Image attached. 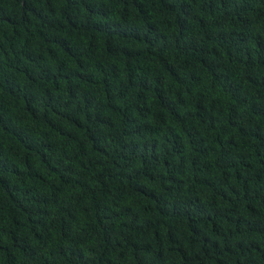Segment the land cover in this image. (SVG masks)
<instances>
[{"label": "trees", "instance_id": "1", "mask_svg": "<svg viewBox=\"0 0 264 264\" xmlns=\"http://www.w3.org/2000/svg\"><path fill=\"white\" fill-rule=\"evenodd\" d=\"M0 264H264V0H0Z\"/></svg>", "mask_w": 264, "mask_h": 264}]
</instances>
